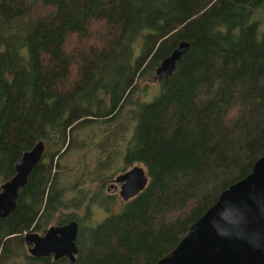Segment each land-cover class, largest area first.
Segmentation results:
<instances>
[{
    "label": "trees",
    "instance_id": "1",
    "mask_svg": "<svg viewBox=\"0 0 264 264\" xmlns=\"http://www.w3.org/2000/svg\"><path fill=\"white\" fill-rule=\"evenodd\" d=\"M263 3L0 0V184L45 142L15 209L0 216V264H156L169 254L264 153V30L253 18ZM182 39L188 50L148 98L147 80ZM74 152L78 171L67 164ZM136 163L147 185L83 224L77 210L111 211L105 181ZM71 219L73 262L29 253L25 231Z\"/></svg>",
    "mask_w": 264,
    "mask_h": 264
},
{
    "label": "water",
    "instance_id": "2",
    "mask_svg": "<svg viewBox=\"0 0 264 264\" xmlns=\"http://www.w3.org/2000/svg\"><path fill=\"white\" fill-rule=\"evenodd\" d=\"M190 41L180 40L155 68L153 81L173 73L177 60L188 50ZM45 142L40 139L23 151L15 162V172L0 184V216H7L17 205L23 187L40 161ZM110 184L127 200L148 182V173L139 163L117 173ZM78 222L71 219L51 224L43 233L28 230L23 239L33 256L52 255L76 258ZM156 264H264V153L251 171L227 185L217 200L183 233L171 252Z\"/></svg>",
    "mask_w": 264,
    "mask_h": 264
},
{
    "label": "rangeland",
    "instance_id": "3",
    "mask_svg": "<svg viewBox=\"0 0 264 264\" xmlns=\"http://www.w3.org/2000/svg\"><path fill=\"white\" fill-rule=\"evenodd\" d=\"M253 18H256L258 20V26H257V31L258 34H260L263 30H264V3L263 5H261L260 7H258L254 14H253ZM147 83L151 84L149 87L150 90V94L148 95V98L155 92H157L158 90V85L159 82L158 81H152L147 80ZM89 131H91V128H89ZM96 151L93 150L92 152L88 153L89 155H93ZM81 157L80 152H74L72 154L67 155V164L68 166L72 169V170H76L78 171L79 169V158ZM121 164V163H120ZM119 164L118 169L116 170V172L113 173V176L109 177L103 186V189L110 193V194H115V196H117V201L116 203L113 205V208L111 211H105L103 209L100 208H91L92 210L90 211V213H87V211H85L84 209H80L77 210L78 213L83 215V224H89V223H95V222H99L101 221L107 214H110L114 211H117L121 206H122V198L120 197L119 193H118V189H119V185L114 188L112 186H110V184L113 182V177L121 172V170L119 169L120 167H122V165ZM141 164V163H139ZM143 165V164H141ZM97 187L96 183H92L91 185V189H95Z\"/></svg>",
    "mask_w": 264,
    "mask_h": 264
},
{
    "label": "flooded vegetation",
    "instance_id": "4",
    "mask_svg": "<svg viewBox=\"0 0 264 264\" xmlns=\"http://www.w3.org/2000/svg\"><path fill=\"white\" fill-rule=\"evenodd\" d=\"M110 186H112V185H110ZM113 187V186H112ZM115 188V187H114ZM28 248V247H27Z\"/></svg>",
    "mask_w": 264,
    "mask_h": 264
}]
</instances>
